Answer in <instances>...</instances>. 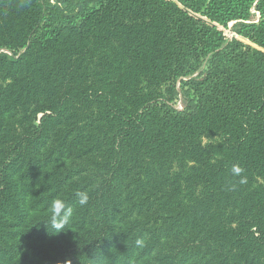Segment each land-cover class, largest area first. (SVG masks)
Instances as JSON below:
<instances>
[{"label": "trees", "instance_id": "1", "mask_svg": "<svg viewBox=\"0 0 264 264\" xmlns=\"http://www.w3.org/2000/svg\"><path fill=\"white\" fill-rule=\"evenodd\" d=\"M0 264H264V0H0Z\"/></svg>", "mask_w": 264, "mask_h": 264}, {"label": "clouds", "instance_id": "2", "mask_svg": "<svg viewBox=\"0 0 264 264\" xmlns=\"http://www.w3.org/2000/svg\"><path fill=\"white\" fill-rule=\"evenodd\" d=\"M235 175H240L242 169L237 165L232 169ZM243 182V181H241ZM78 204L80 206H86L89 202V195L87 192H77ZM50 217L45 227L49 232V227L51 228L53 235H59L67 230L69 224L71 223L73 217V208L66 205L65 201L56 198L49 206ZM137 245H142V240L136 241Z\"/></svg>", "mask_w": 264, "mask_h": 264}, {"label": "rangeland", "instance_id": "3", "mask_svg": "<svg viewBox=\"0 0 264 264\" xmlns=\"http://www.w3.org/2000/svg\"><path fill=\"white\" fill-rule=\"evenodd\" d=\"M231 27H232V25H230L228 29H225V28L220 27V29L223 30V31L225 32L226 36H227L229 39H232V38L235 36V34H234L233 32H231ZM241 40H243V39H241ZM243 41H245V40H243ZM245 42L247 43V41H245ZM177 107H178L179 109L182 108V105H181L180 102L177 103Z\"/></svg>", "mask_w": 264, "mask_h": 264}]
</instances>
